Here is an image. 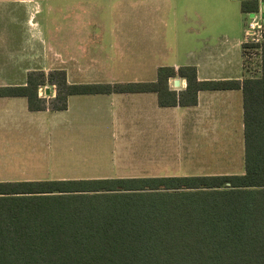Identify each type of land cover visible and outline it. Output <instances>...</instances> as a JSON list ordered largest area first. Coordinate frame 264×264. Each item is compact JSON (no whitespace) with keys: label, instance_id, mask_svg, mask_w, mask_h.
<instances>
[{"label":"trees","instance_id":"16d2710c","mask_svg":"<svg viewBox=\"0 0 264 264\" xmlns=\"http://www.w3.org/2000/svg\"><path fill=\"white\" fill-rule=\"evenodd\" d=\"M264 0H244L260 13ZM262 73L244 81H199L196 67L158 69L155 82L70 84L67 72L31 71L0 98L31 112L66 111L71 96L143 94L160 107H193L202 91L241 90L245 173L218 176L0 182V264H264V44ZM187 81L186 90L170 80ZM56 88L49 100L42 86Z\"/></svg>","mask_w":264,"mask_h":264},{"label":"rangeland","instance_id":"374dc122","mask_svg":"<svg viewBox=\"0 0 264 264\" xmlns=\"http://www.w3.org/2000/svg\"><path fill=\"white\" fill-rule=\"evenodd\" d=\"M241 5L242 0H0V87L25 84L31 71L58 69L72 79L111 75L132 81L144 63L140 68L151 73L171 60L165 57V43L178 45L184 58L199 38L214 36L228 20L241 18ZM193 28L199 33L188 31ZM70 47L78 61L82 54L93 60L70 65ZM246 64L251 76H260L261 50L250 49ZM55 93L50 85L39 90L47 100ZM83 98L88 96L75 97ZM0 112V182L245 172L244 165L239 171L242 163L217 161L204 150L208 147L194 146L186 130L178 137L171 126L151 153L147 144L152 138L143 124H132V131H116V125L66 129L42 113L5 129L9 111L3 107ZM160 141H166L167 150Z\"/></svg>","mask_w":264,"mask_h":264},{"label":"crops","instance_id":"0c3cea01","mask_svg":"<svg viewBox=\"0 0 264 264\" xmlns=\"http://www.w3.org/2000/svg\"><path fill=\"white\" fill-rule=\"evenodd\" d=\"M263 5L264 2H262L261 6L263 7ZM242 16H246L248 19L243 21ZM258 16L264 19V11L259 13ZM253 18L254 16L242 12L241 18L228 20L225 26L222 25V27L217 28L214 36L199 38L198 45L190 48L184 58L181 55L180 48L177 47L178 45L170 47L165 43L163 45V49L166 51L165 57L168 59L171 56L169 64H162L154 72L150 73L146 70L147 67L140 68L145 65L144 63L135 69L136 77L132 81L127 80V82H124L113 78L111 75L97 79H72L71 76H68L67 70H65L68 82L70 84L149 83L157 80L158 69L161 67H173L178 70L184 66L196 67L199 81H244L253 77L251 76V69L246 64V55L244 53L246 33ZM188 31L199 33V30L195 28L188 29ZM102 34L106 35L108 33L103 31ZM100 50H103V48ZM68 51L72 52H66V58L70 61V65H77L74 60L80 65H84L86 59L93 60L92 58H87L88 54H82L78 61L73 54L72 47ZM69 63L67 62L66 65H69ZM169 84L171 89L178 93L187 88V81L180 77L171 79ZM83 96H88V98L75 99L77 96H71L66 111H49V115H46L47 111H29L28 102L25 103L21 100L25 98H0V109L2 110L4 107L9 111L5 113L6 120L2 123L3 127L5 129L18 128L19 125L23 124L25 117L42 113L45 116H51L53 119H59L62 122L61 124L64 123L66 129L69 126L74 127L76 125L86 128L98 125L103 129L109 127V125H116V131H132V124H143L145 130L152 138V141L147 144V151L152 153L158 150L159 139L157 138L159 137L161 140H163V137L166 138L168 129L171 126L177 130L178 137L180 136V130H186L193 139L192 144L199 147H208L204 150L209 152L211 157L214 155L217 161H225L226 163L230 161L240 162L242 166L239 171L242 170L243 165L245 168L244 97L241 90L202 91L198 94V104L196 106H177L172 108L160 107L158 96L154 93ZM123 133L126 136L129 134ZM160 142V147L162 146V149L165 148L166 141L164 143L163 141ZM200 153L201 149L197 151L198 157H200ZM144 177L161 176L149 175ZM124 178H132V175ZM140 178H143V176H140Z\"/></svg>","mask_w":264,"mask_h":264},{"label":"built area","instance_id":"2783aa9c","mask_svg":"<svg viewBox=\"0 0 264 264\" xmlns=\"http://www.w3.org/2000/svg\"><path fill=\"white\" fill-rule=\"evenodd\" d=\"M260 13H263V7L261 6ZM245 44H264V19L255 15L249 24V28L246 33Z\"/></svg>","mask_w":264,"mask_h":264},{"label":"water","instance_id":"95a60500","mask_svg":"<svg viewBox=\"0 0 264 264\" xmlns=\"http://www.w3.org/2000/svg\"><path fill=\"white\" fill-rule=\"evenodd\" d=\"M263 11H264V5H263Z\"/></svg>","mask_w":264,"mask_h":264}]
</instances>
